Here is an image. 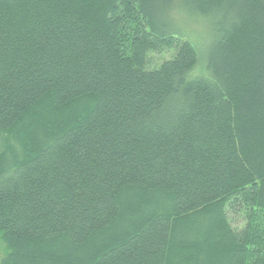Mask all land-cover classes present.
<instances>
[{"label": "trees", "instance_id": "1", "mask_svg": "<svg viewBox=\"0 0 264 264\" xmlns=\"http://www.w3.org/2000/svg\"><path fill=\"white\" fill-rule=\"evenodd\" d=\"M0 140V264H264V0H0Z\"/></svg>", "mask_w": 264, "mask_h": 264}, {"label": "rangeland", "instance_id": "2", "mask_svg": "<svg viewBox=\"0 0 264 264\" xmlns=\"http://www.w3.org/2000/svg\"><path fill=\"white\" fill-rule=\"evenodd\" d=\"M176 21L178 24L181 23V25L184 27V29L190 35V37H192L193 40L201 41L204 34L203 30H205V27L203 26V22L201 20H199L198 18H191L183 14L177 16ZM166 57L167 55L166 56L164 55L161 56L158 54L150 55L149 61L151 68L158 67ZM0 145H1V140H0ZM3 150H5V148H3ZM232 208L230 204L228 207L229 218L233 220V222L235 223L234 225L235 228L238 231H241L246 223V216L243 212ZM6 250H7L6 245L4 244V242L0 237V260L2 259V256L6 254Z\"/></svg>", "mask_w": 264, "mask_h": 264}]
</instances>
